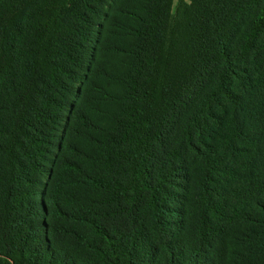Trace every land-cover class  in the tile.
I'll use <instances>...</instances> for the list:
<instances>
[{
  "label": "trees",
  "instance_id": "trees-1",
  "mask_svg": "<svg viewBox=\"0 0 264 264\" xmlns=\"http://www.w3.org/2000/svg\"><path fill=\"white\" fill-rule=\"evenodd\" d=\"M173 6L0 0V264H264V0Z\"/></svg>",
  "mask_w": 264,
  "mask_h": 264
},
{
  "label": "rangeland",
  "instance_id": "rangeland-1",
  "mask_svg": "<svg viewBox=\"0 0 264 264\" xmlns=\"http://www.w3.org/2000/svg\"><path fill=\"white\" fill-rule=\"evenodd\" d=\"M179 2H180V0H174V6H173V11H174V12H175L177 6L179 5ZM109 66H110L111 68H114V69H119V68H120L119 62H118V60H117L116 57H111V58H110ZM109 88H110L111 90L116 91V92H119V93L123 92L122 87L119 86V85H114V84H112V85H109ZM246 100H247V102H248L249 99H246ZM102 122H103V123H106V124H109V123H110V121H107V120H105V119H102ZM230 187H231V186H228V188H230Z\"/></svg>",
  "mask_w": 264,
  "mask_h": 264
}]
</instances>
